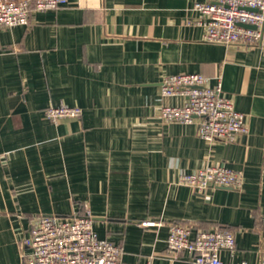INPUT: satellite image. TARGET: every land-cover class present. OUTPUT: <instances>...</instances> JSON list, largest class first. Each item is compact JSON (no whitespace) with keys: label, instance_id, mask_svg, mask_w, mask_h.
Returning a JSON list of instances; mask_svg holds the SVG:
<instances>
[{"label":"crops","instance_id":"0c3cea01","mask_svg":"<svg viewBox=\"0 0 264 264\" xmlns=\"http://www.w3.org/2000/svg\"><path fill=\"white\" fill-rule=\"evenodd\" d=\"M205 1L67 0L0 29V264L23 263L39 216L88 211L126 263L194 264L169 255L172 223L234 230L224 264L264 258V49L205 43L194 23ZM177 74L220 83L248 133L207 141L195 123L165 122L162 106L185 103L161 96ZM63 104L81 118L51 122L44 111ZM215 164L242 171V189L178 185Z\"/></svg>","mask_w":264,"mask_h":264},{"label":"built area","instance_id":"2783aa9c","mask_svg":"<svg viewBox=\"0 0 264 264\" xmlns=\"http://www.w3.org/2000/svg\"><path fill=\"white\" fill-rule=\"evenodd\" d=\"M66 5L67 0H0V29L28 25L34 13L56 11ZM194 10L200 13L194 23L204 29L205 43L264 49V0H206L197 3ZM161 96L185 98L182 106L160 108L165 122L195 123L199 136L207 141L234 143L248 133L245 115L222 95L221 84L210 87L201 74L164 77ZM82 114L81 108L64 104L45 110L53 123L80 119ZM177 183L199 193L218 188L240 190L244 176L242 171L215 164L182 173ZM142 225L157 227L163 223L145 221ZM167 244L170 256L178 259L185 255L194 264H224L220 253L236 249L235 233L228 227L193 234L191 227L183 223L169 225ZM24 245L28 251L22 264H132L122 260L121 246L98 237L89 211L71 217L39 216ZM151 263L152 259L145 264ZM259 264H264V258Z\"/></svg>","mask_w":264,"mask_h":264},{"label":"rangeland","instance_id":"374dc122","mask_svg":"<svg viewBox=\"0 0 264 264\" xmlns=\"http://www.w3.org/2000/svg\"><path fill=\"white\" fill-rule=\"evenodd\" d=\"M234 231V230H233ZM234 233H235V231H234Z\"/></svg>","mask_w":264,"mask_h":264},{"label":"trees","instance_id":"16d2710c","mask_svg":"<svg viewBox=\"0 0 264 264\" xmlns=\"http://www.w3.org/2000/svg\"><path fill=\"white\" fill-rule=\"evenodd\" d=\"M44 114H45V111H44Z\"/></svg>","mask_w":264,"mask_h":264},{"label":"water","instance_id":"95a60500","mask_svg":"<svg viewBox=\"0 0 264 264\" xmlns=\"http://www.w3.org/2000/svg\"><path fill=\"white\" fill-rule=\"evenodd\" d=\"M246 27H248V26H246Z\"/></svg>","mask_w":264,"mask_h":264}]
</instances>
